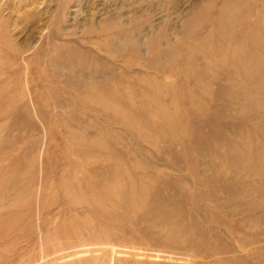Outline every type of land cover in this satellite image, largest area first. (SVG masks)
<instances>
[{
	"label": "rangeland",
	"instance_id": "obj_1",
	"mask_svg": "<svg viewBox=\"0 0 264 264\" xmlns=\"http://www.w3.org/2000/svg\"><path fill=\"white\" fill-rule=\"evenodd\" d=\"M0 264H264V0H0Z\"/></svg>",
	"mask_w": 264,
	"mask_h": 264
},
{
	"label": "bare ground",
	"instance_id": "obj_2",
	"mask_svg": "<svg viewBox=\"0 0 264 264\" xmlns=\"http://www.w3.org/2000/svg\"><path fill=\"white\" fill-rule=\"evenodd\" d=\"M101 95V94H100ZM100 100V99H99Z\"/></svg>",
	"mask_w": 264,
	"mask_h": 264
}]
</instances>
